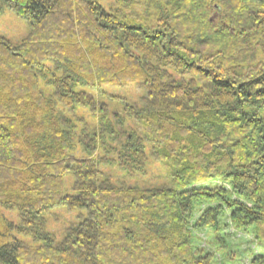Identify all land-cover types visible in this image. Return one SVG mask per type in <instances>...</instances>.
I'll use <instances>...</instances> for the list:
<instances>
[{
    "label": "trees",
    "instance_id": "obj_1",
    "mask_svg": "<svg viewBox=\"0 0 264 264\" xmlns=\"http://www.w3.org/2000/svg\"><path fill=\"white\" fill-rule=\"evenodd\" d=\"M0 1L31 26L19 45L0 40V264H217L194 232L221 250L229 227L264 249V0ZM129 84L145 90L129 118L149 140L123 136L166 145L172 187L115 186L106 165L138 162L128 142L96 154L106 118L92 93ZM87 115L93 150L77 155L65 125ZM62 208L81 216L56 232Z\"/></svg>",
    "mask_w": 264,
    "mask_h": 264
},
{
    "label": "rangeland",
    "instance_id": "obj_2",
    "mask_svg": "<svg viewBox=\"0 0 264 264\" xmlns=\"http://www.w3.org/2000/svg\"><path fill=\"white\" fill-rule=\"evenodd\" d=\"M128 1H132V0H128ZM101 2H104L105 5L111 7L113 5L111 4L112 0H101ZM152 2H153L152 0H139V3L144 5L151 4ZM214 7L215 6L213 3L210 4L211 12L212 11L215 12ZM137 9L141 11L140 7L137 8L135 6L132 7L131 13H133V11L137 12L138 11ZM157 9L158 8L152 5L151 6L152 12H150L151 13L150 15H158L160 12ZM169 9L170 10L174 9V5H169ZM181 10L180 8H175L174 11L175 12L177 11L175 15L181 13ZM123 14L128 16L130 14V11L123 12ZM145 16H147V14ZM141 18L144 17L141 16ZM30 32H31L30 23L25 19H23L22 17L18 16L14 11L9 9L2 1H0V40H6L13 45H17V44L19 45L24 39H26L30 35ZM141 89L143 90V87L140 88L137 86L134 87V84H129L128 86H120L119 88L117 86L109 87V88L102 87V89L99 90L98 93H92L93 95H95V97L98 99L100 103L99 107L101 108V111L97 117L98 121L101 120L103 117L106 118L105 125L103 123L102 127H100L103 130V137L100 139V141L98 140L96 143V150H97L96 154L100 152V148H101L102 159L103 158L109 160L111 159L110 151L113 152L115 150L114 149L115 141L118 139L121 141V143H119V145L115 147L117 148V151L124 153L128 141L126 142L127 139L123 135H126L128 137L129 133H131L133 130L136 132L140 131L141 133L140 136H142L146 140H149V133L145 132L144 130L145 127L142 126L143 125L142 120L140 122L138 121V119H135V123H134L133 120L129 118V116H131L132 111H134L135 108L134 106L131 105V102L132 104H136V102L139 101L141 103H144L145 105L148 102V100L145 98L140 100L142 96L146 97V94L143 93ZM172 102L173 99L170 100V103ZM125 106L131 107L132 110L129 111L127 110V112H124V114L122 115L118 114V116H116L118 110L127 109V107ZM74 110L75 109L71 108L68 109L67 112L69 115H71L74 113ZM149 112L152 113L151 111ZM88 113L92 115V111ZM84 119L85 118H82L79 121V123L76 124L71 123V127L70 124L68 123L65 125L70 130L71 134H73V137L77 139L74 140V142L77 145H79L75 152L77 155L78 154L81 155L83 151L93 150V148H90V145L94 142L92 140H88V138H90V135L88 133L89 130L87 132L85 131L86 129H88L89 125H92L93 123L96 122H94V119L93 121L90 120L89 115H87L85 120ZM152 126H158L161 128L163 126V121L159 120L157 123L152 124ZM111 130L116 134L111 135L109 133ZM176 134L178 133L176 132ZM116 135H118L119 137H117ZM152 136L153 134H151V137ZM137 138L140 139L141 137H137ZM78 141H80V144H78ZM155 142L156 139L154 143ZM133 143L134 142H128L127 145L131 147L129 149H126V152L123 156L126 160V157L129 156L127 150L129 151L132 150L131 151L132 155H134V157H136V160L138 161L136 166L131 164L130 167H128L126 165V162L125 164L121 163V166H118L116 163H114L115 167H112L111 163H108L109 165H106L105 167V170L107 171L106 173L113 177L112 179L113 183H115L118 180L119 182H124L127 185H138V186H142V188L145 187L146 189L155 188V187H161V188L172 187L171 186L172 178L170 177V173H169L170 170L164 164L165 163L164 158H162L161 156L162 154L161 151L166 149L165 148L166 145L157 146L158 144L155 145L154 143L149 141V143H147L149 145L147 146V149L144 150V148L142 147L143 150H141L139 148H136ZM98 144H99V148H98ZM168 153L170 157L171 156L175 157L178 154L177 152H172L170 150L168 151ZM138 158L141 159L142 161H140ZM123 169L127 170V172ZM135 170L138 171V173H135ZM124 172L126 175L124 174ZM209 184L210 185L204 184V186L220 187V185L217 182L209 183ZM116 185L117 184L115 183V186ZM67 186L69 189L71 188L68 183ZM202 186L203 185H197V186L195 185L193 188H200ZM4 213L7 215L10 221L19 222V217L15 211L4 212ZM199 213L200 210H197L195 214L196 218L199 216ZM80 216L81 215L79 211H70L62 208L57 210L56 213L52 214V218H50V225H52L54 231L60 232L63 229H66L69 226V224L77 220V218H79ZM225 222L228 223L229 222L228 219H226ZM191 224H193V222H191ZM222 236H224V240L226 244H225V248L223 249L220 247V245H218V248L220 247L221 250L216 249L215 246L216 243L214 242L215 238H213V233L211 232L210 229L195 231L193 236V240H194L193 242L197 247L206 249L207 251L210 252L211 251L215 252L217 264H251V261L257 255L264 256V249L257 244V242L255 241V237L252 234L243 233V232L237 233L233 228L229 227L225 229Z\"/></svg>",
    "mask_w": 264,
    "mask_h": 264
}]
</instances>
